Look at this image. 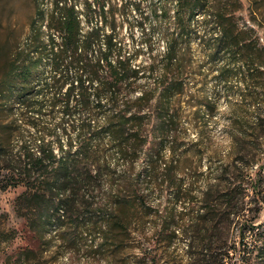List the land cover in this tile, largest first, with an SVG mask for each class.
<instances>
[{
    "label": "trees",
    "instance_id": "trees-1",
    "mask_svg": "<svg viewBox=\"0 0 264 264\" xmlns=\"http://www.w3.org/2000/svg\"><path fill=\"white\" fill-rule=\"evenodd\" d=\"M9 3L3 0L0 9L1 24L7 22V34L0 40V189L24 187L14 200V209L27 227L40 237L54 221L65 237L87 228L100 234L99 248L116 249L125 234L132 236V220L144 224L143 211L152 209L149 194L168 187L173 188L175 205L154 208V234L158 243L167 246L175 238L183 241L178 264H264V220L258 219L263 202L257 197L254 158L245 144L264 125V106L257 103L250 112H243V105L231 107L228 156L210 170L204 187L195 191L194 184L185 185L179 175L187 149L178 151L177 137L162 169L160 153L153 151L157 137L175 119L171 95L184 88L183 80L168 75L183 69L174 42L167 43L161 58L164 67L155 84L137 97H127L123 82L131 83L139 69L120 53L116 61L110 58L114 48H121L112 32L102 35L98 26L84 31L80 20L84 12L78 4L54 0L49 17L38 9L23 42L12 27V9L6 12ZM94 5L91 0L85 2L89 11ZM200 10L206 13L203 20L217 50L225 45L233 59H241L222 75L240 71L245 94L259 98L263 92L258 88L264 85L258 78L264 71L253 46V28L240 26L229 0H177L178 33L190 35ZM168 12L161 10V14ZM250 13L255 17L253 9ZM47 18L57 21L60 41L55 35L45 37ZM102 39L105 47L96 48ZM46 58L54 72L41 83ZM174 59L178 60L176 68ZM47 87L51 89L48 97L42 94ZM103 95L111 107L101 121L94 113L101 109ZM57 105L60 118L42 121L47 109L53 112ZM62 130H67V141L61 138ZM104 133L125 161L118 173L105 157L100 139ZM141 155L152 161L149 167L138 162ZM176 202L183 203L181 209Z\"/></svg>",
    "mask_w": 264,
    "mask_h": 264
},
{
    "label": "rangeland",
    "instance_id": "rangeland-1",
    "mask_svg": "<svg viewBox=\"0 0 264 264\" xmlns=\"http://www.w3.org/2000/svg\"><path fill=\"white\" fill-rule=\"evenodd\" d=\"M86 1L72 0L84 12L80 18L84 31L98 26L102 35L112 32L121 48H114L110 58L116 61L120 53L129 57V63L139 69V74L131 78V83L124 80L123 96L137 97L143 89L155 84L164 67L161 58L167 43L170 40L174 42L179 57L183 58V69L180 72L172 70L168 75L169 79L183 80L184 88L181 92L175 90L171 95L175 119L167 132L157 137L153 151L160 153L162 161L159 169H162L171 155L173 139L177 137L178 151L187 149V160L179 175L185 185L193 183L195 191L203 188L210 178V170L218 167L228 156L231 146V107L243 105L242 111L250 112L257 103L264 106V88H258L263 92L259 98H249L245 94L240 71L227 77L222 75L223 71L237 67L241 59H233L225 45L217 50L214 40H211L212 31L203 20L206 14L204 10L198 12L192 21L190 35L185 36L176 30L174 14L177 0H91L95 3L93 11L86 8ZM2 3L3 0H0V9ZM229 3L230 9L237 11L240 26L253 28V46L258 50L264 71V0H229ZM9 8L12 9L15 35L24 42L37 10L41 9L49 17L54 9V0H10L6 12ZM164 8L168 9L167 14H161ZM251 9L255 17L251 16ZM49 21L50 18H47L43 24L45 37L55 35L56 41H60L61 32L56 28L57 21ZM5 23L0 22V40L7 34ZM216 32L218 30L215 29ZM102 41L96 48L105 47L106 41ZM177 61L173 60L175 68ZM103 68L108 69V66ZM52 72L53 66L46 58L41 65V83H45ZM258 80L264 85V73ZM43 92L48 97L51 89L47 87ZM103 97L101 109L94 113V117L101 121L111 107L107 97ZM92 98L96 103V97L92 95ZM19 107L17 105L16 110ZM61 114V107L57 105L53 112L47 109L41 120L55 122ZM67 137V130H62L61 138L67 141ZM14 138L15 134L10 140ZM100 139L111 169L118 173L125 163L123 157L110 143L107 133ZM245 144L249 156L254 158V172L259 181L257 197L263 202L258 219L264 220L263 124L259 133L254 134ZM138 162H143L147 167L152 163L142 155ZM23 188L19 185L0 189V264H178L177 256L184 249L183 241L175 238L167 246L158 243L154 234L157 218L154 208L161 209L169 203L175 205L173 188L155 189L149 194L147 202L152 209L143 211L144 224H140L137 219L132 220V236L125 234L122 245L116 249L113 246L99 248L97 243L100 234L87 228H78L65 237L56 221L40 237L27 227L25 220L14 209V200ZM182 206V202H176L177 209ZM85 218L88 216L85 215Z\"/></svg>",
    "mask_w": 264,
    "mask_h": 264
}]
</instances>
